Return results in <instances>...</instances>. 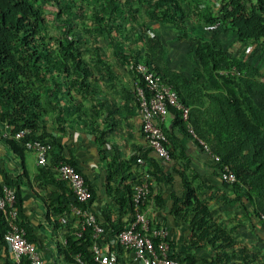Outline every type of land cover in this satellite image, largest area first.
<instances>
[{
    "label": "trees",
    "instance_id": "1",
    "mask_svg": "<svg viewBox=\"0 0 264 264\" xmlns=\"http://www.w3.org/2000/svg\"><path fill=\"white\" fill-rule=\"evenodd\" d=\"M126 1L127 6L122 0H0V128L5 134V137L0 135L1 142L21 161L25 140L36 139L49 144L47 165L38 167L40 176L45 180L38 184L60 189L62 196L56 197L59 206L75 204L69 187L54 178L52 168L57 163H50L48 158L59 146L46 135L43 124L51 108H59L60 103L69 102L68 90L83 96L93 94L94 79L88 62L83 59L82 31L77 23V16L88 10L90 20L121 64L127 66L131 60L142 62L171 86L182 105L189 109L187 122L194 133L219 158L218 162H211L210 165L219 191L204 197L202 184L192 183V180H198L197 175L187 177L174 169L179 172L180 192L178 195L169 193L165 201L160 194L152 195L151 184L171 182L167 164L159 163L147 149L138 151L129 161L121 160L115 154L107 163V190L110 180L116 178L119 183L124 182L122 169L136 172L141 167L142 172L139 171L130 183L121 184L120 195L113 198L117 205L116 217L105 209L96 216L102 235L106 236L108 232L116 235L127 227L132 216V188L141 183L146 173L150 184L147 201H154L153 211L164 210L168 202L170 218L187 230L186 250L206 249L210 253L208 259L198 257L195 260L191 254L180 258L173 250V242L168 240L170 259H176L179 264H235L236 261L239 264H255L258 261L255 255L248 256L245 247H237L233 230L213 221L208 202H224L227 198L238 203L246 215L264 230V224L258 220L259 214L264 217V73L230 54L219 38L221 33L229 32L238 43L264 50V0H217L213 19L221 29L213 30L209 37L195 33L193 27L188 26L178 0ZM140 3L147 6V23L142 22V30L135 37L133 49L126 51L124 42L129 39L128 33H133L135 29L131 27L126 32L125 22L134 19L132 5ZM125 10L129 11L128 16ZM50 21L59 28L56 33L50 32ZM150 21L173 27L181 32V41L191 43L190 53L195 65L187 74L169 67L167 46L158 34L153 33L156 27ZM150 32L151 37L148 35ZM95 51L98 55L99 49ZM94 63L104 65L100 58ZM133 76L134 84L142 86L137 75L133 73ZM168 113L171 117L169 128H165L164 124L161 127L168 144L176 141L175 134L190 139L180 114L170 108ZM59 120L56 119V122L60 123ZM24 128L30 130L29 136L22 140L12 138L17 130ZM99 143L102 144L101 141ZM170 156L172 158L171 149ZM138 157L145 161L144 166L136 163ZM60 163L72 166L71 160ZM223 167L234 174L232 184L220 180ZM21 183L30 187L24 171L14 177L0 169V185L14 191V207L24 231ZM92 200L91 193V198L80 207L89 210ZM65 211V207L59 208L58 214H66ZM48 215L49 211L46 219ZM120 216H126L128 222L122 223ZM149 221L151 226L155 225ZM5 230L6 224L0 213V264H14L2 241ZM73 230L65 232L64 243L57 244V252L66 264H77L74 260L77 254L82 262L91 263L89 229L78 238L73 236ZM24 233L25 239L35 244L33 238L26 231Z\"/></svg>",
    "mask_w": 264,
    "mask_h": 264
},
{
    "label": "crops",
    "instance_id": "2",
    "mask_svg": "<svg viewBox=\"0 0 264 264\" xmlns=\"http://www.w3.org/2000/svg\"><path fill=\"white\" fill-rule=\"evenodd\" d=\"M229 34L234 38L232 33ZM161 41L163 42L162 39ZM163 43L165 44V42ZM235 43L241 46L240 49L242 46L250 47V45H243L237 41ZM236 57L245 60L256 68L258 67L255 61L253 62L246 57ZM169 67L187 74L179 66L169 65ZM96 92L94 90L93 94H84V96L79 93L76 106H79L80 101H86L88 97L96 95ZM124 93L126 95L121 96V101L118 99L106 103L105 99H102L104 102L102 101V106L98 107L96 112L93 109H90L86 114L78 112L77 115L81 114L82 117L77 121H72L69 118L71 114L66 113L65 115L64 113L65 117L57 118L58 120L60 119V123L54 122V113H49V119L47 117L46 122L43 124L46 135L59 146V148L54 149L49 154V162L58 164L64 160L72 161V166L80 172L84 183L92 193L93 200L89 210L95 216H99V213L105 209L116 217L117 205L113 198H117L120 195L122 190L121 184L124 182L130 183L132 179L137 177L139 171L142 172L141 167L136 172L127 170L126 168L122 169L121 177H124V182L119 183V179L115 178L108 181L107 185L109 189H106L107 163L115 154L121 160L129 161L138 151H146L144 139L139 129V119L134 97L126 91ZM101 98L103 97L101 96ZM97 99L99 98L97 97L92 100L97 101ZM170 121L171 117L168 115L164 122L165 128H169ZM0 133L3 137L4 131L1 128ZM175 139L176 141L172 140L169 143L172 158L169 164L166 165L171 182L168 184H151L152 195L160 194L165 201L168 200L169 193L178 195L180 192L179 172L187 177L197 175L198 180H192V183L196 184L200 182L203 188L202 192L206 194L215 192L216 190L219 191L218 182L211 174L210 165L212 163L209 158L199 151L192 140L182 138L179 134H175ZM0 169L5 170L14 177H17L22 171L26 173L30 187L27 188L22 183L19 187L20 197L23 201L22 218L24 219L22 221L25 224L24 231H26L30 238H33L34 245L41 255L43 264H66L56 250L57 244L63 243V235L66 231L74 229L72 233L75 236V232L78 229L75 219L69 213L70 204L59 206L57 203L56 197L62 196L60 189L48 184H41L39 186L38 183L40 181L43 182L45 178L40 176L33 155L24 151L21 161L7 150L1 139ZM174 169L179 172H175ZM21 181L23 182V179ZM210 202H208V209L211 211ZM168 206L169 203L167 202L164 210L153 211L154 201H148L147 205L145 204L147 218L153 221L154 224L161 225L167 229L169 241L173 242V250L180 258L184 257L185 254H191L195 257V260H198V257L208 259L210 253L206 249L191 252L186 250L185 240L187 238V230L183 225L174 222L170 218ZM64 207L65 213H67L58 214L59 208ZM48 211L49 215L46 219ZM239 211L242 212V216H246L245 211L240 206ZM211 214L213 221L219 223L212 211ZM120 218L122 223L126 224L128 222L126 216H120ZM225 226L223 225V227ZM226 228H229V226H226ZM49 232L51 233L48 240ZM107 234L106 236H101L99 244L107 251L108 255L114 257L118 264H134L131 257L123 253L116 245L114 241L115 235H111L109 232Z\"/></svg>",
    "mask_w": 264,
    "mask_h": 264
},
{
    "label": "built area",
    "instance_id": "3",
    "mask_svg": "<svg viewBox=\"0 0 264 264\" xmlns=\"http://www.w3.org/2000/svg\"><path fill=\"white\" fill-rule=\"evenodd\" d=\"M127 68L137 75L142 83V86L134 84L132 93L137 106L140 133L151 156L161 164H168L171 161L169 144L161 129L169 115L168 108H170L180 114L186 134L199 151L206 155L212 163L218 162L219 158L211 153L206 143L196 136L187 122L189 109L182 105L171 86L142 62L131 60L128 62ZM29 135L30 130L24 128L17 130L12 138L22 140ZM24 150L33 155L37 167L43 168L47 165L49 144L36 139H28L24 141ZM136 163L140 166L145 165V161L140 157L136 159ZM52 172L57 181L63 182L69 187L75 202L74 205L69 206V213L75 219L78 229L75 232V237H80L82 232L87 229L90 231L91 263L82 262L78 254L74 256L75 262L77 264H118L117 260L108 255L107 251L99 244L102 228L96 216L89 210L80 207L91 198V191L84 183L81 174L71 165L64 163H58L52 168ZM220 180L232 184L235 177L227 167H223ZM149 186L148 176L144 173L141 183L132 188L131 221L124 230L115 235L114 241L123 253L131 257L134 264H179L176 259L168 257L170 248L167 243L169 240L167 229L156 224L151 226L146 216L145 203L149 196ZM14 205V191L5 185H0V213L6 224L2 241L6 251L14 264L21 262L43 264L36 246L25 239V233L19 225ZM258 220L264 224L262 215H258Z\"/></svg>",
    "mask_w": 264,
    "mask_h": 264
},
{
    "label": "rangeland",
    "instance_id": "4",
    "mask_svg": "<svg viewBox=\"0 0 264 264\" xmlns=\"http://www.w3.org/2000/svg\"><path fill=\"white\" fill-rule=\"evenodd\" d=\"M122 1L125 6L128 5V1ZM178 1L181 4L188 26L193 27V29H191L195 33H200L204 37H209L213 30L218 29V31H220L221 27L218 23L214 22L213 19L215 6H217V0ZM146 9L147 6L145 3L136 4L135 6L132 5L131 11L135 13V16L134 19L125 22V30L127 32L131 27H133L135 31L130 34L128 33L129 39L124 42L126 51L133 49L135 37H137L142 30V22L146 21L147 23V20H145ZM125 12L128 16L129 11L125 10ZM209 16H212V18ZM77 23L82 31L81 49L83 59L85 62H88V66L91 68L90 70L94 79L92 82V89L97 92L96 95H92L90 98L88 97L86 101H80L79 106L77 107L76 102L78 100V94L73 90H68L70 95L69 102L60 103L59 108H51L49 110V113H54V122H56L58 117H65L66 113L71 114L69 118L72 121H77L82 117V113L86 114L90 111V109H93L96 112L98 107L102 106V99H105L106 103L113 102L118 99L121 101V96L123 97L126 95L124 93L125 91L130 95H132L133 91V73L126 65L121 64L118 61V58L113 55L106 39L97 30V26L90 20L88 10H85L82 15L77 16ZM150 23H153L157 29V31H154L153 33L160 35L161 39L167 46L166 58L168 65L179 66L188 73L192 66L195 65V61L192 59L190 53L191 43L181 41V32L176 31L171 26L160 25L158 23L156 25L155 21H150ZM49 24H51L52 27L50 32L56 33L59 29L57 25H53L52 21H50ZM148 35L151 37V32ZM219 38L221 45L230 54H234L239 57H246L253 62L255 61L258 66V70L264 73V50H261L258 46H255V48L254 46H242L240 49L241 46L235 43V39L229 33H221ZM95 49H99L98 55ZM99 58L104 61L103 66L102 64L98 65L94 63V61ZM101 96L103 98H101ZM97 97L99 98L97 101L92 100ZM99 100L101 101L100 103ZM73 110L75 111L73 112ZM78 112H81L79 116L77 115ZM203 194L204 197H207L205 192H203ZM225 199L226 201L224 202L215 200L210 202L211 211L219 222L218 224L221 226H229V228L233 230V237L237 247H245L248 256L255 255L258 260L255 264H264V230L260 224L258 225V223L254 221V219L251 220L247 215L242 216V212L239 211L238 203H234L227 198ZM148 201L145 203L146 205ZM50 233L51 232L48 233V240L50 238ZM235 264H239V262L236 261Z\"/></svg>",
    "mask_w": 264,
    "mask_h": 264
},
{
    "label": "clouds",
    "instance_id": "5",
    "mask_svg": "<svg viewBox=\"0 0 264 264\" xmlns=\"http://www.w3.org/2000/svg\"><path fill=\"white\" fill-rule=\"evenodd\" d=\"M3 137H5V135L3 134Z\"/></svg>",
    "mask_w": 264,
    "mask_h": 264
}]
</instances>
